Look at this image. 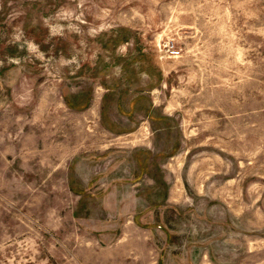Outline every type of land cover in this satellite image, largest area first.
I'll use <instances>...</instances> for the list:
<instances>
[{"label": "rangeland", "instance_id": "374dc122", "mask_svg": "<svg viewBox=\"0 0 264 264\" xmlns=\"http://www.w3.org/2000/svg\"><path fill=\"white\" fill-rule=\"evenodd\" d=\"M0 264H264V0H0Z\"/></svg>", "mask_w": 264, "mask_h": 264}, {"label": "built area", "instance_id": "2783aa9c", "mask_svg": "<svg viewBox=\"0 0 264 264\" xmlns=\"http://www.w3.org/2000/svg\"><path fill=\"white\" fill-rule=\"evenodd\" d=\"M164 49H165V51L169 57H172L176 53L175 46L172 43L171 44H168V43L164 44Z\"/></svg>", "mask_w": 264, "mask_h": 264}]
</instances>
